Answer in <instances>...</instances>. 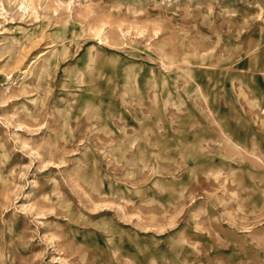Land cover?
<instances>
[{"label": "rangeland", "instance_id": "374dc122", "mask_svg": "<svg viewBox=\"0 0 264 264\" xmlns=\"http://www.w3.org/2000/svg\"><path fill=\"white\" fill-rule=\"evenodd\" d=\"M0 264H264V0H0Z\"/></svg>", "mask_w": 264, "mask_h": 264}]
</instances>
